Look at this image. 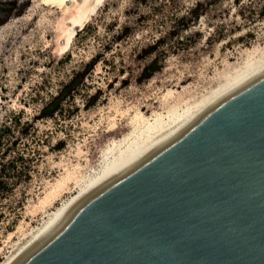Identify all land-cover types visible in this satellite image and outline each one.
<instances>
[{
  "label": "rangeland",
  "instance_id": "374dc122",
  "mask_svg": "<svg viewBox=\"0 0 264 264\" xmlns=\"http://www.w3.org/2000/svg\"><path fill=\"white\" fill-rule=\"evenodd\" d=\"M0 1L11 10L0 24V118L22 111L34 126L15 145L26 156L18 161L26 171L0 198V261L77 191L75 177L99 168L103 150L130 130L137 110L151 119L166 116L168 105L208 94L243 67L247 55L264 50V0ZM196 2L205 7L198 22L170 35ZM158 37L163 43L149 48ZM156 55L160 68L142 78ZM94 57L87 92L62 115L37 119L61 83ZM59 181L66 182L57 189Z\"/></svg>",
  "mask_w": 264,
  "mask_h": 264
},
{
  "label": "water",
  "instance_id": "95a60500",
  "mask_svg": "<svg viewBox=\"0 0 264 264\" xmlns=\"http://www.w3.org/2000/svg\"><path fill=\"white\" fill-rule=\"evenodd\" d=\"M7 264H264V68L83 193Z\"/></svg>",
  "mask_w": 264,
  "mask_h": 264
},
{
  "label": "bare ground",
  "instance_id": "6f19581e",
  "mask_svg": "<svg viewBox=\"0 0 264 264\" xmlns=\"http://www.w3.org/2000/svg\"><path fill=\"white\" fill-rule=\"evenodd\" d=\"M59 0H43L42 3L47 5H55ZM71 29V27L69 28ZM262 54L254 56L257 52L247 55L246 63L240 69H237L230 76L224 77L221 84L208 94L191 100L185 98L179 103L168 105L166 116L156 114L154 118L147 117L141 110H137L130 120V130L122 137L113 138L102 152V157L98 169H94L93 173L88 176L75 177L74 183L78 185L77 191L68 199L62 202L60 206L54 209L42 222V225L24 235L23 242L18 243L17 247L11 254L0 261V264H7L22 248L37 234H39L47 225H49L68 205L80 197L87 190L93 188L97 184L104 181L114 172L123 168L128 163L135 160L145 152L153 148L158 142L166 138L168 135L185 125L199 110L210 103L215 97L222 93L226 88L236 82L247 79L262 68H264V50ZM172 94L169 89L164 93V99ZM182 104L181 108L179 105ZM116 124V123H115ZM116 125H113V128ZM70 180V179H69ZM66 181H59L57 189ZM57 189L48 192L42 203L54 196Z\"/></svg>",
  "mask_w": 264,
  "mask_h": 264
},
{
  "label": "trees",
  "instance_id": "16d2710c",
  "mask_svg": "<svg viewBox=\"0 0 264 264\" xmlns=\"http://www.w3.org/2000/svg\"><path fill=\"white\" fill-rule=\"evenodd\" d=\"M9 3L7 1H0V24L6 21L10 12ZM205 7L201 2L193 4L186 14L177 18L176 27L170 31V35L175 33L178 29H186L198 22V19L203 15ZM89 16V14H87ZM84 27V26H82ZM73 29V27H72ZM71 29V30H72ZM83 29V28H82ZM128 28H125V35ZM80 31L77 26L74 32ZM163 38H157L152 46L156 44L161 45ZM159 55H156L148 64L142 68L141 76L144 79L149 78L155 71L160 68ZM98 62L97 57L91 58L88 62H84L81 70L72 72L69 78L64 80L55 94L43 103L38 114L37 119L55 118L57 115H62L67 105L74 102L76 96L82 95V91L87 92V78L94 70L95 64ZM90 100H95L97 93L89 96ZM89 100V101H90ZM68 105V108H69ZM87 105V100L85 106ZM22 111L9 110L2 118H0V198L8 192L12 191L14 184H16L20 175L26 171V165L22 167L18 165V161L25 159V154L15 147L18 138L27 134L29 128L34 129L33 125L29 124L28 119L23 120ZM29 126V128H27Z\"/></svg>",
  "mask_w": 264,
  "mask_h": 264
}]
</instances>
